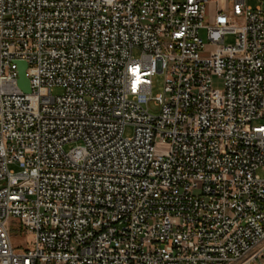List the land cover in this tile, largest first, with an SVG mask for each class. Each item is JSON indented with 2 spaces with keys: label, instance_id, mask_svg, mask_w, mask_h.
<instances>
[{
  "label": "built area",
  "instance_id": "obj_1",
  "mask_svg": "<svg viewBox=\"0 0 264 264\" xmlns=\"http://www.w3.org/2000/svg\"><path fill=\"white\" fill-rule=\"evenodd\" d=\"M261 169V5L0 0V264H264Z\"/></svg>",
  "mask_w": 264,
  "mask_h": 264
},
{
  "label": "rangeland",
  "instance_id": "obj_2",
  "mask_svg": "<svg viewBox=\"0 0 264 264\" xmlns=\"http://www.w3.org/2000/svg\"><path fill=\"white\" fill-rule=\"evenodd\" d=\"M248 4L251 5L252 7H256L257 5H261L264 8V2H261V0H248ZM204 31H202V34L204 35ZM225 41L227 43H232L234 41L233 35H226L225 36ZM140 51L138 49L134 50V55L139 56ZM213 87L214 88H219L221 89L223 87V81L222 79L215 77L214 82H213ZM164 90V75L163 74H157L154 77V83H153V88H152V93L154 95L163 92ZM62 88L61 87H56L53 89L54 94H60L62 93ZM149 108L152 112H158V106L154 104L153 101L150 102ZM133 132V128L131 126H127L125 130V135L130 136ZM75 143H68L65 145V149L69 150L72 146H74ZM9 168L14 171H19L20 166L18 163H12L9 165ZM260 174H264V170L261 169L259 171ZM11 237L13 240V243L19 247V248H29L31 247V237L29 235V232L25 231V229L20 226L19 224H16L11 228L10 230Z\"/></svg>",
  "mask_w": 264,
  "mask_h": 264
},
{
  "label": "water",
  "instance_id": "obj_3",
  "mask_svg": "<svg viewBox=\"0 0 264 264\" xmlns=\"http://www.w3.org/2000/svg\"><path fill=\"white\" fill-rule=\"evenodd\" d=\"M27 63L25 61L19 62V81L18 84L24 92H31L30 82L26 75Z\"/></svg>",
  "mask_w": 264,
  "mask_h": 264
}]
</instances>
